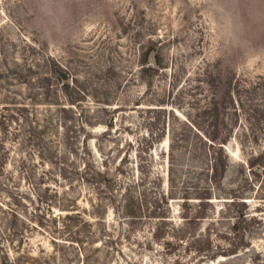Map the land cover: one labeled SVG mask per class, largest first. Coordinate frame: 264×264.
<instances>
[{"label": "rangeland", "instance_id": "1", "mask_svg": "<svg viewBox=\"0 0 264 264\" xmlns=\"http://www.w3.org/2000/svg\"><path fill=\"white\" fill-rule=\"evenodd\" d=\"M0 264H264V0H0Z\"/></svg>", "mask_w": 264, "mask_h": 264}, {"label": "trees", "instance_id": "2", "mask_svg": "<svg viewBox=\"0 0 264 264\" xmlns=\"http://www.w3.org/2000/svg\"><path fill=\"white\" fill-rule=\"evenodd\" d=\"M210 138L212 139V140H214V141H216V140H220V142H225L226 140H227V136H225V137H223V138H219V136H217V135H214V136H210ZM215 162L213 163V170H214V172L215 173H219L220 172V170H219V163H218V161L216 160V158H215V160H214ZM106 183L107 184H104V185H108V186H110V180L107 178L106 179ZM113 196H115V195H113ZM116 208H117V210H119L120 209V204H116ZM125 214L127 215V216H130V217H132V218H135V217H137V215H138V206L137 205H135V203H134V201L132 200V199H128V201L126 202V204H125ZM12 215H13V218H15L16 220L17 219H20V220H22L23 222H26L27 220H29V219H27L26 217H24V216H22V215H20V213H18L16 210H13L12 211ZM40 216V219H41V222L44 220V219H47L46 218V215L44 214H40L39 215ZM72 217V215H68V217ZM52 219H56V216H52ZM13 226H8L7 228V240L8 241H12L13 240V237L15 236V230L12 228ZM3 256H4V258L5 259H8L9 258V252H8V250L6 249V250H4L3 251Z\"/></svg>", "mask_w": 264, "mask_h": 264}]
</instances>
